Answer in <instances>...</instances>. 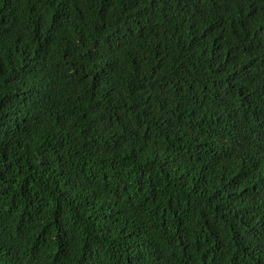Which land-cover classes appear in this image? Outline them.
I'll use <instances>...</instances> for the list:
<instances>
[{
  "label": "trees",
  "instance_id": "1",
  "mask_svg": "<svg viewBox=\"0 0 264 264\" xmlns=\"http://www.w3.org/2000/svg\"><path fill=\"white\" fill-rule=\"evenodd\" d=\"M0 264H264V0H0Z\"/></svg>",
  "mask_w": 264,
  "mask_h": 264
}]
</instances>
